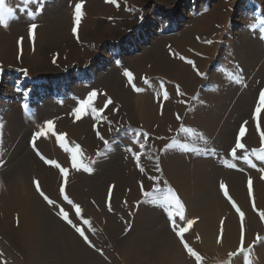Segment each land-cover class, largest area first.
<instances>
[{
    "label": "bare ground",
    "instance_id": "obj_1",
    "mask_svg": "<svg viewBox=\"0 0 264 264\" xmlns=\"http://www.w3.org/2000/svg\"><path fill=\"white\" fill-rule=\"evenodd\" d=\"M24 1L33 4L34 8H29L25 13L14 11ZM52 1H6L7 4L10 2L8 8L11 15L16 17L7 24L8 27H0V60L5 65H16L15 45L19 38L25 42L27 52V29L39 22L36 54L30 61H24L25 66L30 70V76L41 75L44 71L52 74L63 71L64 67L42 62L40 50L49 48L52 35L61 44L67 41L71 26L68 28V25H64V15L71 11L74 18L75 5L81 1L55 0L53 6ZM99 1L103 0H88L86 8L93 12ZM242 1L246 2L237 24H231L233 12L229 18L226 17L228 3L223 0L216 4L212 15L201 19L182 35L168 40L159 38L156 42L150 38L147 43L150 42L148 44H152L153 48L121 69H114L105 62L110 57L103 56L104 63L98 62L94 67H89H93L89 70L92 86L90 83L85 85L86 77L83 75L84 78L80 79V73L66 74L61 78L50 75L52 78L49 81L38 83L41 92L34 91L36 85L24 90L19 85L23 81L12 82L10 76L6 79L0 77V264H179L175 252L178 237L170 228V221L165 215L167 209L153 202L161 198H146L141 202L139 184L148 182L145 172L137 169L136 161L129 154L116 153L115 149L109 153L104 149L110 155L106 154L104 158V155H100L99 160L97 157L90 159L98 162L92 164L95 165V173L86 177L71 167L69 154L58 146L54 136L49 134L46 139L42 137L36 140V146L39 143L46 159L68 169L65 193L81 209V217L77 219L71 206L60 196L64 178L59 169L45 165L33 153L31 142L43 130L45 123L51 121L57 124V130L54 129L57 134H66L70 146L79 145L82 150L84 147V150L93 152V156L97 154L95 152L101 148V144L96 133L101 126L95 124L99 121H77L74 113L89 94L101 92L102 89L108 90L115 101H124L123 116L129 123L140 127L137 131L149 134L145 141L143 136L137 138L136 131H132V148L140 143L146 146L148 138L155 144V148L149 145L145 148L152 159L157 154L161 155V158L158 157V167L164 176L154 179L156 187L175 192L184 206L186 220L197 221L185 236L195 233L216 235L221 232L224 239H236L241 234L240 217L222 193L221 184L226 186L231 201L244 214L245 234L251 236L262 231L257 212H264V180L261 179L264 172L256 168L264 169V164L251 156L250 152L260 148V134L264 133V110L258 117L259 132L257 121L253 119L259 94L264 91V6L261 0H235L234 6ZM175 4L179 5V0ZM254 5L260 10L251 12ZM149 14L154 16L140 29L141 39H144L147 31L150 32L154 19L158 18L153 9ZM244 19H247L246 23ZM56 20L62 26L53 28L49 23ZM219 21L225 23L223 31L217 27ZM239 21L244 23L243 26H238ZM260 22L262 30L258 26ZM128 27L129 23L126 30ZM101 35L118 40L123 33L119 27L104 26ZM137 37L138 33L125 42L126 52L144 48ZM169 40L174 44L171 49H166ZM68 48L77 55L75 46ZM115 49L119 50L120 46ZM144 51L146 49L141 53ZM91 57L92 53L85 55L82 64H88ZM186 60L193 63H185ZM104 64L106 69L103 68ZM126 71L133 74L135 85L128 83L123 75ZM197 71L200 75H197ZM100 77V88H94ZM145 79L149 81L148 85L143 83ZM161 84L164 85L167 100L163 99ZM133 86L140 87L141 91L135 93ZM177 88L184 95L178 96ZM30 97L31 101H28ZM20 101H25L29 112L25 111V107H20ZM96 102L97 98L93 103L95 106ZM241 126L245 129L249 126L242 140L246 147L238 151L236 159H231L229 148L236 142ZM181 129L188 131L182 132ZM171 135L189 150L184 151L180 145L176 150L166 146V142L174 141ZM135 139H138V143H133ZM196 150L202 154L205 152L203 158L192 157ZM245 156L249 157L255 168L244 162ZM152 159L144 163L141 161L144 169L152 165ZM226 163H232L233 168H237H228ZM249 179L252 181L251 198ZM34 181L39 182L41 191L49 199L69 212L70 218H75L77 222L85 219L90 222V225L84 226V231L93 248H89L74 229L59 218V209L46 203L36 191ZM147 186L150 187V184ZM110 189L111 192L115 190L114 194L123 204L124 211L134 219V226L128 233L132 237L121 235L125 230L118 229L117 216L111 212L113 210L105 209ZM253 203L257 211H253ZM89 227L91 231H87ZM96 231L105 236L100 234L93 237ZM102 249H107L106 259L105 254L104 257L100 254Z\"/></svg>",
    "mask_w": 264,
    "mask_h": 264
},
{
    "label": "rangeland",
    "instance_id": "obj_2",
    "mask_svg": "<svg viewBox=\"0 0 264 264\" xmlns=\"http://www.w3.org/2000/svg\"><path fill=\"white\" fill-rule=\"evenodd\" d=\"M58 1L63 2L64 0H58ZM69 1H71V0H69ZM77 1L78 0H76L75 2H77ZM79 1H81L80 4H83V7L81 9L82 18L80 20L79 26L76 29V31H77L76 36L73 35V28L76 27L75 20L71 16V11H70V13H67L66 16L64 15V18H65L64 25H68V28L71 26L70 34H69L70 37L68 36V38H66L67 41L66 42L62 41L63 43L61 44L60 42L55 40V38L52 35L51 37L53 38V40L50 41L49 48H47L45 50H44V48H41V50H40L42 62L44 61L46 63H49L50 65L56 64L58 66H61V68L64 67V69L61 73L52 74V73H48V71H44L41 75L30 76V70L28 68H26V66H25L26 62H24V61L26 59H28V61H30L36 54L37 29L40 27V23L38 22L36 25L37 27H36L35 33H34V40L30 39L29 33H28L27 52H26V49L24 46L25 42L22 40V38H19L17 40L16 45H15L17 47L16 65L15 66L5 65L0 60V77H2V78L4 77V79H6L7 77L10 76L9 78L12 77L11 78L12 82L23 81V82H21L22 84H19V85L22 86L24 90H28V88L31 87V85L32 86L36 85L34 91H36V92L40 91L41 92V87H39L38 83L41 81H45V82L47 80L49 81L52 78L50 75H56L55 76L56 78L57 77L61 78V77H64V75H66V74L71 75V74L75 73L74 75H77L80 73L81 74V75L79 74L81 76L80 79L84 78L83 75H85V77H86L87 81L85 80L86 81L85 85L88 86L90 83V86H92L91 81H90L92 74L90 75L89 70L91 68H93L94 67L93 65H95L98 62L101 64L104 63V62H102V61H104L102 58L103 56L107 55L110 57V59L108 61H105V62L110 63V66H114L113 67L114 69L115 68L121 69L130 61H133L135 58L141 57V55L145 54L147 52V50L153 48L152 44H148L150 42L147 43V41H149L150 38L153 39L154 42H156L159 38H161L160 40H168L169 38L182 35V33L186 31V29L190 28L191 26H194L201 19H203L209 15H212L214 7L217 6L216 4L220 1L222 2L223 0H179V5L175 4V3H177L178 0H116V3L119 4V7H117L114 3H106V0H103L102 1L103 3L101 1L98 2V6L94 9L93 12H92V10L86 8V4L88 3L87 2L88 0H79ZM234 1L235 0H227V3H228L227 9L228 10H225L226 11V17H228V18H229V16L232 15V12H233V15L231 16V19L233 22L231 24H233V23L237 24L236 21L240 19V17H241L240 15L243 11V5L246 2V1H244V2L242 1V3L234 6ZM261 1L263 2V6H264V0H261ZM25 2L26 1H24L22 3L23 5L22 4L18 5L19 7L17 6L14 11L20 10L21 12L25 13L26 11L34 8L33 4H29V3L26 4ZM9 3L10 2H8V4H7V2H6L7 7L9 6ZM54 3H55V0H53L51 2L52 6ZM68 3H70V2H68ZM154 4H156V5L152 6ZM255 4L261 5L258 2H256ZM21 5L25 8H23ZM9 8H10V6H9ZM151 9H153V13L158 14V18L156 17V19H154L153 25H151L150 32L147 31V33L144 36V39H141V37L139 35L140 29L145 27L148 19L152 18V15L154 16V14H151V15L149 14V12H151ZM182 10H184V12H185L184 15L182 14ZM229 10H230V13H229ZM257 10H260V9H258L257 6L254 5L253 9H251V12L252 11L256 12ZM181 15L184 17H182ZM256 15H259V14H256ZM10 17L11 18H9V16H8V18H6L7 24L12 23L16 16L10 15ZM189 17H190V19H189ZM226 17H224V18H226ZM246 21H247V19H244V23H246ZM56 22H57V20L54 22H51L49 24L53 28H55L56 26L57 27L62 26V23L57 24ZM223 22L224 21H219V24H217V27L218 28L220 27V31L224 30V24L225 23H223ZM127 23H129V27L126 30V24ZM244 23H242V22L240 23V21H239L238 26H243ZM260 24H261V22L258 25L260 28L259 27L258 28L260 30H262L263 27ZM104 26L119 27V30L123 33V36L121 38H119L118 40L106 38V36L104 37L103 35H101V31L104 28ZM0 27H2L1 29H4V26H0ZM6 27H8V25ZM29 29H30V27L27 29L28 32H29ZM147 29L148 28H146V30ZM263 30H262V33H264ZM88 33H90V34H88ZM124 33H126V34H124ZM137 33L139 36V37H137V41L140 40L141 46L144 47L143 49H146V51L141 53L143 49H141L139 47L135 51L130 50L129 53L126 52L124 49L126 47L125 42L130 40L129 39L130 37L133 38V36H135ZM145 39H146V42L144 43ZM173 44H174V42H171V40H169L167 42L165 48L171 49V46ZM73 46H75L78 49L77 55H74V53L72 51H69L68 47L71 48ZM118 46H120V49L116 50L115 48ZM127 47H130V45H127ZM122 49H124V51H122ZM91 53H92V57L89 58L88 64L83 65L81 61L83 59H85L84 56L87 54H91ZM123 53H126L125 57L121 58ZM18 64H20V65H18ZM105 65L106 64H104V66H103L104 69H106ZM20 66H22V67H20ZM90 66H93V67L89 68ZM103 68L101 67L100 69L104 73ZM107 68H109V67H107ZM109 70H111V69H109ZM86 75H89V76L87 77ZM104 76H106V73L104 74ZM101 82H102V79L100 77L98 84L95 85L94 88L95 87L100 88ZM13 84H15V83H13ZM95 84H96V82H95ZM135 88L140 89V87H138V86L137 87L135 86ZM19 92L23 93L22 91H19ZM30 93H31V91H30ZM97 93H98V95L96 97L97 98V102H96L97 106H95L94 104H93V106L97 110H103V115H102L103 122L102 123L96 122V124H95L96 126L99 124L97 127L101 126L99 132H97V133H99V136L102 137V139H99L100 144H101V148L98 149L97 151L95 150L96 151L95 153H99L101 151L100 152L101 157H102V155H104L102 157V158H104L106 154L108 156L110 155L109 154L110 151L113 152L116 150L115 151L116 153L117 152H122V153L125 152V153L129 154L130 157L133 158L134 154L140 153V147H139V145H135L132 148L131 143H132L133 136H132L131 132L132 131L137 132L136 129L139 130L140 127L137 125L129 123V120L123 116L122 108L124 107V105H123L124 101H122V100L121 101H115L114 99H112L109 96L110 95L109 91L105 90V89H102L101 92L98 91ZM137 94H138V92H137ZM74 95L75 94H72V96H74ZM21 96H24V95H21ZM27 99L28 98H26L25 101H27ZM107 99H111V101L113 103L111 105H108L107 108H105V102ZM25 101L24 102L20 101L21 102L20 107H22L23 109L25 107V111H26L28 109H27V105L24 104ZM28 101H31V97L29 98ZM28 112H29V110H28ZM92 114L93 113L91 111H89V113L87 115H84L83 118H81V119H77V121H81V120L85 121V120L92 119ZM55 125H57V124L54 123V129L56 128ZM56 130H57V128H56ZM106 130H108V131H106ZM122 130H123V132H122ZM248 130H249V126L246 127L247 132H248ZM105 133H106V135H104ZM121 134H123V135H121ZM146 134L149 137V134L148 133H146ZM171 137L174 141H176L177 146L174 145L173 146L174 149L173 148L172 149L170 148V149L176 150V149H178V145H180V144L177 140H175L174 135H171ZM104 138H105V140H104ZM115 140H117V142ZM105 141L108 142L107 146L108 147L111 146L112 149L107 148L105 146V144H104ZM243 141H242V143H243ZM113 142H116L115 145L113 144ZM148 142L149 143L146 146L149 145L151 148H155V144L152 142V139L148 138ZM162 142L164 143V141H162ZM172 143H173V141H168L165 143V145L167 146V145H170ZM111 144H113V145H111ZM234 145H235V143H234ZM234 145L231 148H229V152H231ZM113 146L115 148H113ZM146 146H144V148ZM38 147H39V143L36 146V148L40 153H42L43 156H45L42 149L40 147L38 149ZM128 147L132 149L133 154H132V152L127 151V149H129ZM245 147H246V145H245ZM104 149H105V151L109 150V153L105 152ZM113 149H115V150H113ZM119 150H121V151H119ZM103 151L105 153H102ZM238 151H237V155H238ZM82 152H83V156L86 157L88 161H91L90 159L95 158V157H97L98 160H99V158H101L100 155L98 156L97 154H94V156H93V154H92L93 152H90L89 150L86 151V149L84 150V147H83ZM229 152H228V155H229V158H231ZM33 153H34V151H33ZM143 153L144 154L141 155V158H140V167H142V168H143V163L146 160L152 159V157L147 153L146 148L143 149ZM195 153H197V154H195ZM204 153L202 154V153H200V151L196 150V151H194V154L192 153V157L194 155V157L203 158L202 155H204ZM85 154H86V156H85ZM35 156L38 157L36 154H35ZM149 157H151V159H144V158H149ZM158 157L161 158V155L159 154V156H158V154H157L156 156L153 157L152 165L150 164L148 169L143 168L144 172H145L144 176H146L145 180L148 182L147 184H150V187H148L147 184H144V182H141V184H139L138 192L141 194V202L145 201L146 198H153V197L156 198L157 197V198L162 199L163 196L167 193L166 191L168 189L165 187L164 188L160 187L161 190L159 192L155 191V189H157L159 187H156V182L154 179L158 180L161 177V175L164 176L162 170L160 169V167H158V160H160ZM231 159H233V158H231ZM98 160L96 161V163L98 162ZM103 160H106V158ZM141 161L143 162L142 164H141ZM262 164H264V162H262ZM235 168H237V167H235ZM235 168H233V169H235ZM91 169H92L91 174H88L87 172H84V171H79V172L83 176L86 175V177H87V176H90V175L95 173V165H91ZM137 169H138V167H137ZM150 177H152L154 179H150ZM82 178H84V177H82ZM141 185H143V191L141 190ZM114 191L115 190H113V192H111V193L107 192L105 209L110 208L111 210H113L111 212L112 213L114 212L115 216H117L116 221L118 224L117 225L118 229L121 231L125 230V232H123V234H121V235L123 237L124 236L132 237V235L128 234V233L132 230V227L134 226L133 225L134 219H131L126 214V212L124 211V208L122 206L123 204L121 205V203H119L118 197L114 194ZM144 193H151L152 195L149 197V196H145ZM167 211H168V209H167ZM166 213L167 212H165V215H166ZM70 219L71 220L73 219L72 222L76 226H78L79 222H81V221L77 222V220H75V218H70ZM260 223L262 226V231L260 233L257 232L255 234H252L251 236H249V235H246L244 232V247H245V249H247L249 246H251V253L249 254L250 264H264V247L262 246L264 244V242L258 243L256 241L257 236L264 238V222H262L261 219H260ZM84 226L85 225L81 222V228L83 230H84ZM243 226H245V225H243ZM95 233L96 234H92L93 237H95L96 235L99 236L100 234L104 235L98 231H96ZM240 235L236 239L230 238L231 240L230 239H224V235L221 232H218L216 235L195 233V234H189L188 236H184L185 242L189 245V247H191L200 256L201 259L199 262H197L194 257H190L186 253L183 245L180 242V239L176 238L178 242H177V245H175V247H176L175 252L177 253V256L179 258V264H244V254L243 253L240 255H230V254H235L239 251ZM122 236H121V238H122ZM90 238H91V236H90ZM218 239L220 240L219 243H218ZM106 250L102 249L101 253L105 254ZM101 256H103V255H101ZM105 259H106V254H105ZM151 264H153V263H151Z\"/></svg>",
    "mask_w": 264,
    "mask_h": 264
},
{
    "label": "snow or ice",
    "instance_id": "obj_3",
    "mask_svg": "<svg viewBox=\"0 0 264 264\" xmlns=\"http://www.w3.org/2000/svg\"><path fill=\"white\" fill-rule=\"evenodd\" d=\"M106 3H114L117 7H119V4L116 3V0H106ZM83 4H76L75 5V16H74V20H75V25L76 27L73 28V35L76 36L77 34V27L79 26L80 20L82 18V9ZM11 15V10L6 6V0H0V26H7L6 23V18L8 16ZM36 30V25L33 24L30 29H29V37L30 39L34 40V33ZM181 60H183V57H180ZM185 63L188 64H192L193 62L190 60H186ZM194 69L195 66L193 65ZM123 75L127 78L128 83L130 85L133 84V76L131 73L129 72H124ZM197 75H200V73L197 71ZM143 83L145 85L149 84L148 80H144ZM160 89L161 92L163 93V99L167 100L168 96L166 92H163L164 89V85L161 84L160 85ZM133 90L134 91H141V89H136L133 86ZM98 93L97 92H92L86 101L81 102L77 111L74 113V116L76 117V119H81L83 118L84 115H87L89 113V111H91L93 113L92 115V119L94 120H98L99 122H103L102 120V115H103V110H97L95 107H93V103L95 98L97 97ZM177 95L178 96H182L184 95L182 92L179 91V89L177 88ZM195 99V98H193ZM182 102V101H181ZM113 102L111 101V99H107L105 102V108H107L108 105H111ZM264 110V91H261L259 94V102H258V106L255 108V115L253 117L254 120L257 121V131L259 132V114L261 113V111ZM177 119H179V117H177ZM182 132H187V129H181ZM246 133V129L244 126H241L239 135L236 139L234 148L231 150L230 155L233 159H236L237 157V151H243L245 150V145L243 143H241V140L243 139V137L245 136ZM54 136L58 146L67 154H69L70 157V161H71V167L79 172V171H84L87 172L88 174H91L92 169H91V165L95 164L96 161L95 160H91L88 161L86 157L83 156L82 153V149L80 148L79 145H72L70 146L66 140V134H57L54 130V122H47L45 123V125L43 126V130L39 131L36 135L35 138L33 139L32 143V147H33V151L36 153V155L44 162L45 165H50L53 168H57L59 169V173L61 175L62 178H64V182L62 183L61 187H60V196L61 198L64 200V202L68 205L71 206L72 210L75 212V216L77 219H79L81 217V209L79 206L75 205L66 195L65 193V185L67 183V177L69 174L68 169L61 167L60 164L56 163L55 161H49L48 159H46L36 148V140H39L40 138H48V135ZM136 137L139 138L141 136L144 137L145 141L147 140V134L141 133V132H136L135 133ZM97 137L98 139H102V137L99 136V133H97ZM133 143H138V139L134 140ZM108 142L105 141V146L107 147ZM174 145H176V141H173L172 144H170L168 147L172 148ZM260 148L258 150H252L250 152L251 156L256 157L258 160L264 162V133L260 134ZM144 144L140 143L139 147H140V153L138 154H134L133 155V159L136 161L137 163V167L138 169L141 171V173L144 172V169L142 167H140V158L141 155H143V149H144ZM180 147L184 150V151H188L189 149L187 148L186 145H180ZM128 152H132V149L129 148L127 149ZM97 155H101L100 153H97ZM149 159H151V157H149ZM244 162L252 168H255L256 166L251 163V161L249 160L248 156L244 157ZM228 168H233L234 165L232 163H226L225 165ZM257 171H261L264 172V169H260V168H256ZM150 179H154L152 177H150ZM261 179L264 180V174L261 175ZM35 187H36V191L41 195V197L46 201V203L50 206V207H56L58 208V212L57 215L59 216V218L64 221L65 223L69 224V226H71L74 231L83 239L84 243L89 247V248H93L94 245L89 241L87 235L85 234V231L79 227L76 226L72 220L69 217V212L65 211L63 208H61L59 205L55 204V202L51 199H49L40 189L39 186V182L38 181H34L33 182ZM220 189L222 191V193L224 194L225 198L229 200L230 203H232V207L236 210L237 214L240 217L241 220V235H240V247H239V251L235 254H230V255H240V254H244V264H250V260H249V254L251 253V246H249L247 249H245L244 247V226H243V220H244V214L240 211V209L237 207V205L231 201L226 186L224 184L220 185ZM141 190L143 191V185H141ZM155 191L159 192L160 189L157 188L155 189ZM111 192V189H110ZM248 192H249V197H252V181L249 179L248 181ZM145 196H151V193H144ZM154 203L165 207L168 209L166 215L168 220L170 221V228L172 229V231L174 232V234L176 235V237H178L180 239L181 244L183 245L186 253L190 256V257H194L195 260L197 262L200 261V256L191 248L189 247V245L185 242L184 240V236L186 233H188L190 231V229L192 228V226L197 223V221L195 220H186L185 218V214H184V206L181 203L180 199L178 198V196L176 195L175 192H173L171 189L167 190V193L163 196L162 199L160 200H154ZM109 210H111L109 208ZM253 211H257L255 208V204L253 203ZM257 214L259 215L260 219L262 222H264V212H257ZM82 223L84 225H90V222L88 220H83ZM91 227L88 228V231H91ZM256 241L259 242H264V238H261L259 236L256 237ZM220 242V240L218 239V243ZM101 255H103V253H101Z\"/></svg>",
    "mask_w": 264,
    "mask_h": 264
}]
</instances>
